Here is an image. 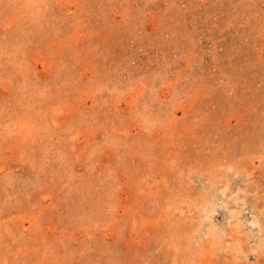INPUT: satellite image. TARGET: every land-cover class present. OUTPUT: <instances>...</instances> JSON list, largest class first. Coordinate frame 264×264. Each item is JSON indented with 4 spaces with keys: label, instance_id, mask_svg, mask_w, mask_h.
Here are the masks:
<instances>
[{
    "label": "rangeland",
    "instance_id": "1",
    "mask_svg": "<svg viewBox=\"0 0 264 264\" xmlns=\"http://www.w3.org/2000/svg\"><path fill=\"white\" fill-rule=\"evenodd\" d=\"M0 264H264V0H0Z\"/></svg>",
    "mask_w": 264,
    "mask_h": 264
}]
</instances>
